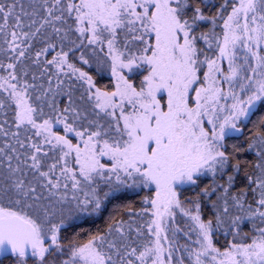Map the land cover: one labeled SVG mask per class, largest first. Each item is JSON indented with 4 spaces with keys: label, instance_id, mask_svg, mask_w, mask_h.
Segmentation results:
<instances>
[{
    "label": "snow or ice",
    "instance_id": "6c2138e0",
    "mask_svg": "<svg viewBox=\"0 0 264 264\" xmlns=\"http://www.w3.org/2000/svg\"><path fill=\"white\" fill-rule=\"evenodd\" d=\"M0 264H264V0H0Z\"/></svg>",
    "mask_w": 264,
    "mask_h": 264
},
{
    "label": "trees",
    "instance_id": "16d2710c",
    "mask_svg": "<svg viewBox=\"0 0 264 264\" xmlns=\"http://www.w3.org/2000/svg\"><path fill=\"white\" fill-rule=\"evenodd\" d=\"M107 80H108V77L107 76H105L104 78H103V81L102 82H107ZM231 142H238V141H231ZM107 215V213H105V216ZM97 222H99V223H102V221H97ZM84 227L86 228V229H90V228H92L93 227V225L92 224H85L84 225Z\"/></svg>",
    "mask_w": 264,
    "mask_h": 264
}]
</instances>
